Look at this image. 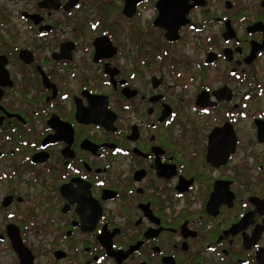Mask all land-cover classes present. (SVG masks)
Listing matches in <instances>:
<instances>
[{"label":"flooded vegetation","instance_id":"flooded-vegetation-1","mask_svg":"<svg viewBox=\"0 0 264 264\" xmlns=\"http://www.w3.org/2000/svg\"><path fill=\"white\" fill-rule=\"evenodd\" d=\"M0 264H264V0H0Z\"/></svg>","mask_w":264,"mask_h":264},{"label":"rangeland","instance_id":"rangeland-1","mask_svg":"<svg viewBox=\"0 0 264 264\" xmlns=\"http://www.w3.org/2000/svg\"><path fill=\"white\" fill-rule=\"evenodd\" d=\"M39 260H40V262H42V263H43V261H44V258H42V257H41Z\"/></svg>","mask_w":264,"mask_h":264},{"label":"water","instance_id":"water-1","mask_svg":"<svg viewBox=\"0 0 264 264\" xmlns=\"http://www.w3.org/2000/svg\"><path fill=\"white\" fill-rule=\"evenodd\" d=\"M20 255H21V258H22V259H24V258H25V255H22V254H20Z\"/></svg>","mask_w":264,"mask_h":264}]
</instances>
